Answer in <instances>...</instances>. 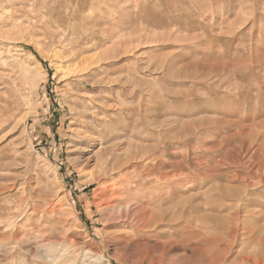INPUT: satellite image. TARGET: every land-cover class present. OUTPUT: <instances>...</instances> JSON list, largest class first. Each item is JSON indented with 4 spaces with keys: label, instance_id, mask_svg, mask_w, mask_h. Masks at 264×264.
Here are the masks:
<instances>
[{
    "label": "rangeland",
    "instance_id": "rangeland-1",
    "mask_svg": "<svg viewBox=\"0 0 264 264\" xmlns=\"http://www.w3.org/2000/svg\"><path fill=\"white\" fill-rule=\"evenodd\" d=\"M0 264H264V0H0Z\"/></svg>",
    "mask_w": 264,
    "mask_h": 264
},
{
    "label": "bare ground",
    "instance_id": "bare-ground-1",
    "mask_svg": "<svg viewBox=\"0 0 264 264\" xmlns=\"http://www.w3.org/2000/svg\"><path fill=\"white\" fill-rule=\"evenodd\" d=\"M84 134H81L80 133V137L82 138V139H89L90 137L89 136H83ZM91 139H89V141H90ZM89 143H91V142H89ZM93 152V154L91 155V156H85V158L83 159V161H82V163L84 162V166H88V165H90L92 162H94L95 161V163L97 162L96 161V157H93V155L96 153V152H94V151H92ZM106 163V162H105ZM249 193V192H248ZM243 202V201H242ZM33 205V204H32ZM35 209V208H34ZM92 255H94V254H92ZM97 255V254H96ZM96 261V260H95Z\"/></svg>",
    "mask_w": 264,
    "mask_h": 264
}]
</instances>
